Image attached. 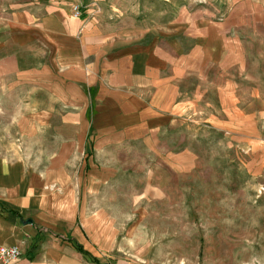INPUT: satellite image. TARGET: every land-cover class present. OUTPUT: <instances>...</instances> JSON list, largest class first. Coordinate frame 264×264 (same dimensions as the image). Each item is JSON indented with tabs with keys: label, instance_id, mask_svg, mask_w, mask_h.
I'll use <instances>...</instances> for the list:
<instances>
[{
	"label": "crops",
	"instance_id": "0c3cea01",
	"mask_svg": "<svg viewBox=\"0 0 264 264\" xmlns=\"http://www.w3.org/2000/svg\"><path fill=\"white\" fill-rule=\"evenodd\" d=\"M230 20L203 11L178 20L191 44L170 51L140 24L108 22L83 0H0V85L30 104L15 125L55 137L44 161L0 155V245L22 250L11 264H130L128 226L106 201L112 178L95 169L111 162L94 151L174 112L183 79L221 62Z\"/></svg>",
	"mask_w": 264,
	"mask_h": 264
},
{
	"label": "rangeland",
	"instance_id": "374dc122",
	"mask_svg": "<svg viewBox=\"0 0 264 264\" xmlns=\"http://www.w3.org/2000/svg\"><path fill=\"white\" fill-rule=\"evenodd\" d=\"M83 1L108 22L140 24L170 51L191 44L178 20L201 11L231 19L221 62L180 81L174 112L148 133L128 129L94 151L111 162L95 169L112 178L106 201L128 226L130 264H264V0ZM8 90L0 85V155L44 161L55 137L20 134L30 104Z\"/></svg>",
	"mask_w": 264,
	"mask_h": 264
},
{
	"label": "built area",
	"instance_id": "2783aa9c",
	"mask_svg": "<svg viewBox=\"0 0 264 264\" xmlns=\"http://www.w3.org/2000/svg\"><path fill=\"white\" fill-rule=\"evenodd\" d=\"M74 15L77 17L82 16L80 6H76ZM22 255V250L17 245H0V264H11Z\"/></svg>",
	"mask_w": 264,
	"mask_h": 264
},
{
	"label": "trees",
	"instance_id": "16d2710c",
	"mask_svg": "<svg viewBox=\"0 0 264 264\" xmlns=\"http://www.w3.org/2000/svg\"><path fill=\"white\" fill-rule=\"evenodd\" d=\"M76 244V243H75ZM76 247L79 249V250H81V251H83V252H86L85 250H84V248L82 247V245H80V244H76Z\"/></svg>",
	"mask_w": 264,
	"mask_h": 264
}]
</instances>
